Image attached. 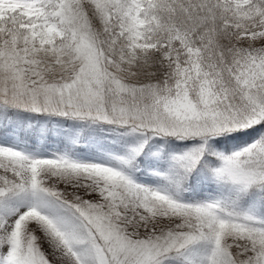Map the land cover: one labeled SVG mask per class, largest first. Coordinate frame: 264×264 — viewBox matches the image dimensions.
<instances>
[{"label": "snow or ice", "instance_id": "obj_1", "mask_svg": "<svg viewBox=\"0 0 264 264\" xmlns=\"http://www.w3.org/2000/svg\"><path fill=\"white\" fill-rule=\"evenodd\" d=\"M0 264H264V0H0Z\"/></svg>", "mask_w": 264, "mask_h": 264}]
</instances>
